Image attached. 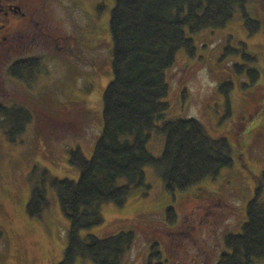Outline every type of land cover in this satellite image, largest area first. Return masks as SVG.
<instances>
[{"label": "rangeland", "instance_id": "rangeland-1", "mask_svg": "<svg viewBox=\"0 0 264 264\" xmlns=\"http://www.w3.org/2000/svg\"><path fill=\"white\" fill-rule=\"evenodd\" d=\"M33 1L42 6L44 21L39 26L34 21L31 28L22 21L14 26L20 31L16 39L0 45V104L30 113L14 142L0 127V264L63 261L71 222L51 179L79 181L80 170L70 163V153L80 148L87 159L93 157L103 130L104 92L113 78L110 19L116 0ZM5 3L8 0H0L3 7ZM246 9L262 26L254 34L241 9L223 28L187 31L196 54L178 52L167 72L170 91L164 99L169 104L165 120L197 119L212 137L228 140L234 164L175 195L148 166L146 192L132 191L122 206L103 204L102 224L80 234L108 238L132 231L135 242L121 264H148L156 242L165 264H218L229 251L225 236L242 232L257 187L255 177L264 172V0H252ZM244 54L252 61L244 60ZM29 58L40 59L37 75L21 81L10 66ZM246 69L260 72L254 85ZM225 82L233 84L229 98L219 90ZM150 134L148 150L160 157L165 137L157 131ZM118 184L127 180L121 178ZM39 187L48 205L32 217L27 206ZM171 207L177 213L174 225L166 219ZM76 264L94 263L78 258ZM254 264H264V259Z\"/></svg>", "mask_w": 264, "mask_h": 264}, {"label": "trees", "instance_id": "trees-1", "mask_svg": "<svg viewBox=\"0 0 264 264\" xmlns=\"http://www.w3.org/2000/svg\"><path fill=\"white\" fill-rule=\"evenodd\" d=\"M251 1L116 0L110 19L113 78L104 92L101 136L91 159L80 148L70 153V163L80 170L79 181L51 179L61 209L71 222L60 264H76L78 258L94 264H121L135 242L132 231L108 238H82L80 233L102 224L103 204L122 206L132 191L144 188L146 192L150 188L146 167H153L166 191L175 195L233 166V150L226 138L212 137L197 119L165 120L169 104L164 99L170 91L167 72L174 66L178 52L184 50L191 57L196 54L195 42L187 31L196 34L223 28L241 9L246 27L254 34L262 26L247 13ZM243 58L252 61L248 54ZM39 62L38 58L20 59L10 66V72L15 68L19 80H28L36 77ZM235 68L238 73L243 71L238 64ZM246 72L254 85L260 72ZM232 89L231 82L219 87L227 98ZM0 115L4 118L0 127L12 142L30 121V113L21 106L0 104ZM152 131L165 137L160 157L148 150ZM121 178L127 184L119 185ZM255 180L257 187L247 204L242 232L225 236L229 251L221 254L218 264H254L264 259V172ZM47 205L45 191L36 188L27 206L28 215L39 216ZM166 219L171 225L176 223L173 207L167 209ZM148 264H165L157 242L152 244Z\"/></svg>", "mask_w": 264, "mask_h": 264}, {"label": "flooded vegetation", "instance_id": "flooded-vegetation-1", "mask_svg": "<svg viewBox=\"0 0 264 264\" xmlns=\"http://www.w3.org/2000/svg\"><path fill=\"white\" fill-rule=\"evenodd\" d=\"M10 1L19 2L21 7L15 6ZM33 3H35L33 0H8V3H5V7L0 4V45H2V48L8 40L16 39L18 33H20L18 31L19 28L15 29L14 26L25 21L28 24V28H31L34 21L37 26L44 21L41 15L42 6L40 4V6H36ZM37 16L38 19H36Z\"/></svg>", "mask_w": 264, "mask_h": 264}]
</instances>
